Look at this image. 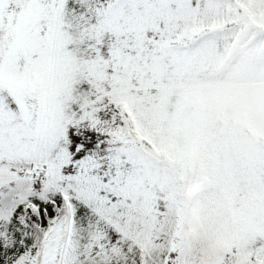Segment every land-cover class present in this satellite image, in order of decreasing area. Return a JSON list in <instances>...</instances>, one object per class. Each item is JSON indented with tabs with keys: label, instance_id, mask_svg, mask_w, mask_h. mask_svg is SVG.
Here are the masks:
<instances>
[{
	"label": "snow or ice",
	"instance_id": "snow-or-ice-1",
	"mask_svg": "<svg viewBox=\"0 0 264 264\" xmlns=\"http://www.w3.org/2000/svg\"><path fill=\"white\" fill-rule=\"evenodd\" d=\"M0 264H264V0H0Z\"/></svg>",
	"mask_w": 264,
	"mask_h": 264
}]
</instances>
